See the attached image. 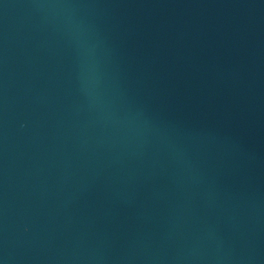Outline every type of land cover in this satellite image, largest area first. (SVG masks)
Masks as SVG:
<instances>
[{
  "label": "water",
  "instance_id": "95a60500",
  "mask_svg": "<svg viewBox=\"0 0 264 264\" xmlns=\"http://www.w3.org/2000/svg\"><path fill=\"white\" fill-rule=\"evenodd\" d=\"M0 264H264V0H0Z\"/></svg>",
  "mask_w": 264,
  "mask_h": 264
}]
</instances>
